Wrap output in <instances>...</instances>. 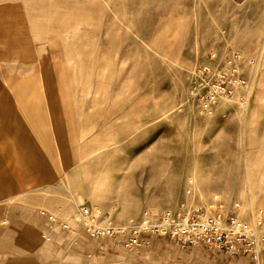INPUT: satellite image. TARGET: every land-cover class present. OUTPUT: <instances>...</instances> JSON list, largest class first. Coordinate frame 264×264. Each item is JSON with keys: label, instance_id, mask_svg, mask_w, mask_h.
Instances as JSON below:
<instances>
[{"label": "rangeland", "instance_id": "rangeland-1", "mask_svg": "<svg viewBox=\"0 0 264 264\" xmlns=\"http://www.w3.org/2000/svg\"><path fill=\"white\" fill-rule=\"evenodd\" d=\"M206 67L244 81L211 114L190 94ZM81 206L126 230L264 213V0H0V249L54 253L63 225L82 243Z\"/></svg>", "mask_w": 264, "mask_h": 264}, {"label": "built area", "instance_id": "built-area-1", "mask_svg": "<svg viewBox=\"0 0 264 264\" xmlns=\"http://www.w3.org/2000/svg\"><path fill=\"white\" fill-rule=\"evenodd\" d=\"M203 74L205 77L195 83L190 94L205 114H211L219 100L232 97L236 88L244 84L239 77H214L209 67L203 69ZM77 214V220L84 224L85 236L90 240L109 241L128 252L137 251L147 239H158L174 244L179 250L203 248L231 258L248 257L254 262L264 254L262 211L251 222H240L234 217L207 218L199 209L186 215L167 210L154 217L145 212L142 219L127 230L112 226L96 227L98 215H93L85 206L78 208ZM47 218L53 220L52 216ZM62 228L71 231L67 225Z\"/></svg>", "mask_w": 264, "mask_h": 264}, {"label": "crops", "instance_id": "crops-1", "mask_svg": "<svg viewBox=\"0 0 264 264\" xmlns=\"http://www.w3.org/2000/svg\"><path fill=\"white\" fill-rule=\"evenodd\" d=\"M73 234L74 232L71 231L64 232V236H60L56 242L46 239L47 243H52L56 249L58 248V251H54V253H48L44 242H39L38 237L22 238L21 242H17L16 239L8 240L9 242L4 243L7 247L0 249V264H93L92 261H96L95 264H106L108 261L107 252L116 255H120V252L122 254L128 252L109 241L90 240L85 234L83 236L84 241L78 244L75 238H68ZM68 243L75 248L76 252L69 254L61 252L60 246H66ZM80 244H83V247H80ZM18 245H25V247ZM150 248H154L156 251L163 248L166 250L165 261L159 260V253L152 255L151 259L153 261L158 260L161 264H264V254L260 256L258 262H254L248 257L231 258L223 253L209 252L203 248L188 250L197 253L191 254L189 258H181V255L188 251L179 250L174 244L158 239L145 240L142 246L133 253L138 254L140 251ZM193 259H195V263H191Z\"/></svg>", "mask_w": 264, "mask_h": 264}, {"label": "bare ground", "instance_id": "bare-ground-1", "mask_svg": "<svg viewBox=\"0 0 264 264\" xmlns=\"http://www.w3.org/2000/svg\"><path fill=\"white\" fill-rule=\"evenodd\" d=\"M79 164H80V163H79ZM96 186H98V185H96ZM96 186H95V187H96ZM94 215H97V214H94Z\"/></svg>", "mask_w": 264, "mask_h": 264}]
</instances>
